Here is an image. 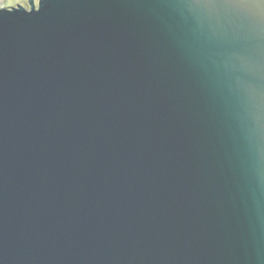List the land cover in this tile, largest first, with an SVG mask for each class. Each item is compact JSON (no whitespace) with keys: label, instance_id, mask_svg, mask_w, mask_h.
I'll use <instances>...</instances> for the list:
<instances>
[{"label":"water","instance_id":"obj_1","mask_svg":"<svg viewBox=\"0 0 264 264\" xmlns=\"http://www.w3.org/2000/svg\"><path fill=\"white\" fill-rule=\"evenodd\" d=\"M0 264H264V4L0 0Z\"/></svg>","mask_w":264,"mask_h":264},{"label":"snow or ice","instance_id":"obj_2","mask_svg":"<svg viewBox=\"0 0 264 264\" xmlns=\"http://www.w3.org/2000/svg\"><path fill=\"white\" fill-rule=\"evenodd\" d=\"M260 2H261L262 4H264V0H260Z\"/></svg>","mask_w":264,"mask_h":264}]
</instances>
